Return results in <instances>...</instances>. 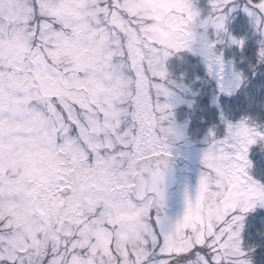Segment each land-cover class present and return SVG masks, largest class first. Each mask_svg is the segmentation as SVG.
<instances>
[{
	"label": "snow or ice",
	"instance_id": "snow-or-ice-1",
	"mask_svg": "<svg viewBox=\"0 0 264 264\" xmlns=\"http://www.w3.org/2000/svg\"><path fill=\"white\" fill-rule=\"evenodd\" d=\"M0 264H264V0H0Z\"/></svg>",
	"mask_w": 264,
	"mask_h": 264
}]
</instances>
